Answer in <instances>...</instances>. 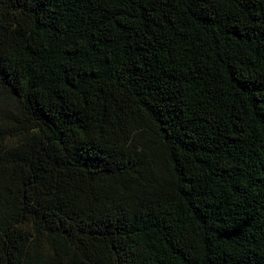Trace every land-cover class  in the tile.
I'll return each mask as SVG.
<instances>
[{
	"label": "trees",
	"instance_id": "1",
	"mask_svg": "<svg viewBox=\"0 0 264 264\" xmlns=\"http://www.w3.org/2000/svg\"><path fill=\"white\" fill-rule=\"evenodd\" d=\"M0 264H264V0H0Z\"/></svg>",
	"mask_w": 264,
	"mask_h": 264
}]
</instances>
